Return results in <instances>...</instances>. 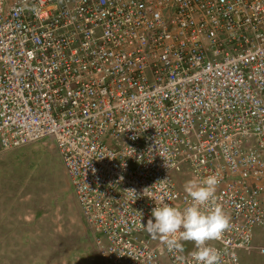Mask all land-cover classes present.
Listing matches in <instances>:
<instances>
[{"label": "built area", "instance_id": "2783aa9c", "mask_svg": "<svg viewBox=\"0 0 264 264\" xmlns=\"http://www.w3.org/2000/svg\"><path fill=\"white\" fill-rule=\"evenodd\" d=\"M45 140L105 264H195L143 224L213 174L209 246L264 257V0H0V148Z\"/></svg>", "mask_w": 264, "mask_h": 264}, {"label": "rangeland", "instance_id": "374dc122", "mask_svg": "<svg viewBox=\"0 0 264 264\" xmlns=\"http://www.w3.org/2000/svg\"><path fill=\"white\" fill-rule=\"evenodd\" d=\"M0 264H105L52 141L0 148Z\"/></svg>", "mask_w": 264, "mask_h": 264}, {"label": "clouds", "instance_id": "9594fccd", "mask_svg": "<svg viewBox=\"0 0 264 264\" xmlns=\"http://www.w3.org/2000/svg\"><path fill=\"white\" fill-rule=\"evenodd\" d=\"M220 182L215 174L200 182H187L184 190L191 198L190 205L183 209L163 202L156 205L152 209L154 220L142 223L144 230L170 252H183L181 241L192 242L196 249L191 254L195 264H222L221 252L209 246L210 241L221 240L232 226L231 217L216 203Z\"/></svg>", "mask_w": 264, "mask_h": 264}]
</instances>
